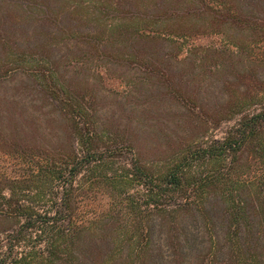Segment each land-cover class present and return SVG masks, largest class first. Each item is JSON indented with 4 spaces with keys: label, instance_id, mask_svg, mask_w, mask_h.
Wrapping results in <instances>:
<instances>
[{
    "label": "rangeland",
    "instance_id": "1",
    "mask_svg": "<svg viewBox=\"0 0 264 264\" xmlns=\"http://www.w3.org/2000/svg\"><path fill=\"white\" fill-rule=\"evenodd\" d=\"M219 1L215 19L201 0H0V144L20 121L29 144H53L57 115L34 91L51 71L50 83L90 107L102 131L132 141L144 163L221 139L239 119L230 106L251 113L258 107L243 102L264 94V0ZM150 18L161 36L132 31ZM19 170L0 152V175ZM104 201L88 210L98 216ZM180 223L196 224L190 215ZM123 228L115 221L100 232L96 257L122 244ZM168 231L155 226V256Z\"/></svg>",
    "mask_w": 264,
    "mask_h": 264
},
{
    "label": "trees",
    "instance_id": "2",
    "mask_svg": "<svg viewBox=\"0 0 264 264\" xmlns=\"http://www.w3.org/2000/svg\"><path fill=\"white\" fill-rule=\"evenodd\" d=\"M201 1L223 17L221 1ZM155 25L142 19L132 31L151 27L161 36ZM46 74L34 91L57 115L59 135L50 146L31 145L20 121L0 144L20 169L0 175V264H120L124 248L128 264H264V94L243 102L258 107L251 113L230 106L239 119L221 139L195 141L150 164ZM97 201L105 202L98 216L88 210ZM187 215L193 228L180 223ZM115 221L124 226L122 244L96 257V238ZM155 226L169 229L157 257Z\"/></svg>",
    "mask_w": 264,
    "mask_h": 264
}]
</instances>
